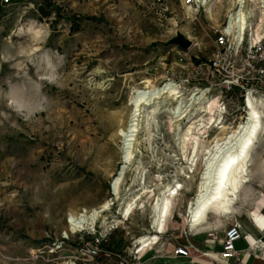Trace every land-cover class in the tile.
Instances as JSON below:
<instances>
[{"label":"rangeland","instance_id":"374dc122","mask_svg":"<svg viewBox=\"0 0 264 264\" xmlns=\"http://www.w3.org/2000/svg\"><path fill=\"white\" fill-rule=\"evenodd\" d=\"M183 3L9 0L5 4L0 0V264H75L79 249L93 241L95 230L110 232L105 244L111 249L103 247L110 256L102 255L91 264H118L120 259L146 264L154 253L134 258L136 239L149 230L153 201H146L142 185L134 184L133 167L125 175L121 193L127 201L140 196L144 209L138 206L128 221L112 223L115 217L120 220L121 206L111 192L114 176L122 168L117 132L128 121L134 88L145 87L143 82L161 87L169 79L180 81L187 73L186 64L196 57L204 61L215 51L216 31L232 7L230 0H212L214 20L204 9L192 21ZM249 8L259 13L253 5ZM31 26L43 31L38 41L29 31ZM179 33L191 42L187 51L169 44ZM33 85L47 102L28 115L17 110L9 93L21 87L28 91ZM188 87L184 95L189 99L193 86ZM198 115L183 121L173 133L168 131L169 118L161 115L152 144L146 142L144 131L135 143L134 167L141 165L151 191L157 195L159 183L185 186L174 200L160 246L169 241L176 248L190 241L184 205L193 199L200 176L196 171L188 180L178 174L188 166L181 157L180 137L190 120L200 119ZM227 122L244 121L232 110ZM257 151H264V136ZM254 160L252 177L261 172V178L262 159ZM107 201L114 204L105 213L109 225L100 220L71 233L69 214L77 216ZM226 228L210 233L208 239L220 243Z\"/></svg>","mask_w":264,"mask_h":264},{"label":"bare ground","instance_id":"6f19581e","mask_svg":"<svg viewBox=\"0 0 264 264\" xmlns=\"http://www.w3.org/2000/svg\"><path fill=\"white\" fill-rule=\"evenodd\" d=\"M217 1L221 3L224 0ZM235 1L236 0H230L232 7ZM248 1L249 6L253 5L259 12L256 14L257 20L255 21L254 18L253 23L255 26L253 30V39L257 42L261 38V32L264 31V7H262V5L264 6V0ZM211 2L212 0L205 6V12L211 20H214L210 5ZM232 7L228 10L227 14L232 11ZM252 12L254 11L249 10L248 14L253 16L254 13ZM256 15L254 14V16ZM192 16V21L196 20L195 14ZM246 16V12H241L239 14L240 20L237 24H241V20L245 21L247 18ZM17 31L19 34H22L23 28L21 27ZM29 31L32 33L35 41H38L43 33L41 29H36L33 26L29 28ZM48 65L51 66L50 62ZM143 85H145V87L140 88L138 86L131 91L128 104V109L130 110L128 121H123L121 129L117 132V137L121 140L122 144V168L114 176L111 186L113 201L121 202L118 213L121 221L115 217V220L112 222L113 224L118 225L122 221H128L132 214L135 213L138 206H140V209H144L145 202L141 200L140 196H134L132 200L127 201L125 198L126 195L121 193L122 187L124 186V178L129 167H133L134 169L131 171L137 173L134 178V184L138 182L142 185L140 191L146 194V201H153L150 208L152 218L149 230H146V233L135 241L137 248H140L138 253L140 258L154 251L161 243L160 235H164L167 231V223L172 216L174 200L182 196L185 190V186L179 182L175 183L181 184L182 187L176 190L175 196L170 194L171 189L175 187V183L173 185L166 184L163 186L162 183H159L160 189L157 195L147 187V184H145L147 177H143L145 172L143 169L141 172V165L134 167L137 157L134 148L141 131H144L146 142L151 145L156 139L155 129L159 131V121L157 119L161 115H167L169 118L168 131L173 133L179 131L183 121L189 120L194 114H199L198 117L200 119L198 120L195 117L193 120H190L189 128L180 137L182 142L180 145L181 157L187 162L188 166L180 168L178 174L184 176L188 180L193 179V174L196 171H199L200 176L195 187L193 199L186 201L184 205L185 217L188 220V231L191 234L209 225L211 216L225 220H229L234 216V220L238 222L236 205L243 196V191H245L244 188L252 182V167L255 164L254 153L260 142V137L264 136L263 98L254 100L250 97L248 101L250 108L248 111L249 114L255 113L260 116V121L257 122L253 119V121L247 120L246 122L228 124V122L223 121V107L219 103L218 98L207 97L205 90H202L201 93H191L188 99V97H185L181 92L179 86L170 81L161 87H155L150 82L141 83V86ZM248 123H259L260 127L257 129L255 135L251 133L248 134L252 143L244 150L243 157L238 159L237 164L229 171V181L220 188L219 191L213 188L212 195L217 196L218 199L209 204L204 196V192L205 186L208 185V181L211 179V174L207 170V160L205 158L211 159L213 156L218 155L221 149L225 148L228 144H234L235 138L240 135L238 127ZM212 129L216 132L210 137L207 134L212 131ZM193 130L198 133L196 134L194 132L195 134H193ZM244 143H247V141H244ZM193 149H195V155H192ZM185 157H187V159H185ZM217 179H219V177H217ZM217 187H219V185H217ZM165 199L168 201L167 214L164 213L163 202ZM110 201L104 202L99 207L93 208L90 211L84 210L77 216H75V214H69V223L72 227L70 228L71 233L73 234L77 230L88 229V227L91 228V225L96 226L97 222L100 220L104 225H109L110 223H107L109 219L105 213L111 210L112 204ZM141 205H143V207H141ZM225 209H227V211H225ZM66 235H68V233H66ZM153 237L155 239H153Z\"/></svg>","mask_w":264,"mask_h":264},{"label":"built area","instance_id":"2783aa9c","mask_svg":"<svg viewBox=\"0 0 264 264\" xmlns=\"http://www.w3.org/2000/svg\"><path fill=\"white\" fill-rule=\"evenodd\" d=\"M153 1L161 3L163 0ZM210 1L184 0L183 4L188 12L195 14L198 18ZM3 3L8 4L9 0H3ZM231 10L216 31L215 51L204 61L196 57V61L186 64L184 69L187 73L180 81L176 80L173 83L180 87L183 94L187 88H190L188 86H193L189 90L190 93H201L205 90L207 97L218 98L223 107V121L227 122L233 110L237 117L240 116L241 120L246 122L250 110L249 98L264 100V31L261 32V38L255 42L253 39L254 16L248 14V0H236ZM241 12H246L247 18L245 21L241 20V24H237ZM180 62H183V59ZM188 70L191 73H188ZM195 82H198V85ZM94 232L93 241L84 243L79 249L75 264H91L102 255L110 256V252L103 248L110 232L102 233L100 230ZM241 239L243 234L240 227L237 224L228 226L221 240L220 257L224 260L237 258L239 254L236 244ZM139 250L140 248L136 249L134 258L139 255ZM174 254L184 258L193 255L189 248L181 245L174 249ZM118 264L130 263L120 259Z\"/></svg>","mask_w":264,"mask_h":264},{"label":"crops","instance_id":"0c3cea01","mask_svg":"<svg viewBox=\"0 0 264 264\" xmlns=\"http://www.w3.org/2000/svg\"><path fill=\"white\" fill-rule=\"evenodd\" d=\"M254 157L262 159L260 168L262 174L261 178H258L261 172H254L252 182L245 187L246 189L244 188L243 199L241 198L242 201L240 200L237 204L238 222L234 220V216L229 220L211 216L217 221L211 218L207 228L202 227L192 234L189 233L190 241L188 245H183L191 250L192 257L184 258L175 255L176 245L168 244V241L165 245L155 248L154 253L146 258V264H264V227H262L264 225V219H262L264 218V151L255 152ZM229 224H237L240 227L243 239L236 244L238 257L224 260L220 257L221 242H214L208 238L210 233L223 230Z\"/></svg>","mask_w":264,"mask_h":264},{"label":"snow or ice","instance_id":"6c2138e0","mask_svg":"<svg viewBox=\"0 0 264 264\" xmlns=\"http://www.w3.org/2000/svg\"><path fill=\"white\" fill-rule=\"evenodd\" d=\"M253 119L258 122L261 117L255 113L249 114L248 121H253ZM259 127V123H248L246 125L239 126L238 130L240 135L235 138L234 144H228L225 148L221 149L218 155L213 156L211 159L205 158L207 160V170L211 174V179L208 181V185L205 186L204 192V196L208 200L209 204L218 199L217 196L212 195L213 188H216V190L219 191L220 188H222L229 181V171L237 164L238 159L243 157L244 150L252 143L248 134L251 133L252 135H255ZM244 141H247V143H244ZM192 155H195V149H193ZM185 159H187V157H185ZM217 177H219V179H217ZM217 185H219V187H217ZM181 187V184L175 183V187L171 189L170 194L175 196L176 190ZM163 203L164 213L167 214L168 201L165 199ZM141 207H143V205H141ZM225 211H227V209H225ZM262 227H264V225H262ZM153 239L155 238L153 237Z\"/></svg>","mask_w":264,"mask_h":264},{"label":"clouds","instance_id":"9594fccd","mask_svg":"<svg viewBox=\"0 0 264 264\" xmlns=\"http://www.w3.org/2000/svg\"><path fill=\"white\" fill-rule=\"evenodd\" d=\"M9 95L17 110H26L28 115L40 110L47 102L45 97H42L36 90L34 85L29 86L28 91L24 88H13ZM27 118V117H26Z\"/></svg>","mask_w":264,"mask_h":264},{"label":"water","instance_id":"95a60500","mask_svg":"<svg viewBox=\"0 0 264 264\" xmlns=\"http://www.w3.org/2000/svg\"><path fill=\"white\" fill-rule=\"evenodd\" d=\"M170 45L177 46L179 49L183 51H187L190 46L191 42L187 38H185L182 34H178L175 38H173L170 43Z\"/></svg>","mask_w":264,"mask_h":264},{"label":"trees","instance_id":"16d2710c","mask_svg":"<svg viewBox=\"0 0 264 264\" xmlns=\"http://www.w3.org/2000/svg\"><path fill=\"white\" fill-rule=\"evenodd\" d=\"M104 247H107L108 249H111V246L109 245H107V244H104Z\"/></svg>","mask_w":264,"mask_h":264}]
</instances>
